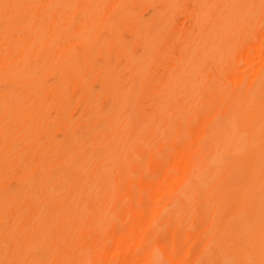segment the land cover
I'll return each mask as SVG.
<instances>
[{"label":"bare ground","instance_id":"bare-ground-1","mask_svg":"<svg viewBox=\"0 0 264 264\" xmlns=\"http://www.w3.org/2000/svg\"><path fill=\"white\" fill-rule=\"evenodd\" d=\"M0 264H264V0H0Z\"/></svg>","mask_w":264,"mask_h":264}]
</instances>
